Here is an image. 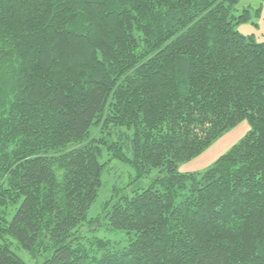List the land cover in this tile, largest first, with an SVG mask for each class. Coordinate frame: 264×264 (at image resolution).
I'll use <instances>...</instances> for the list:
<instances>
[{"label": "trees", "instance_id": "1", "mask_svg": "<svg viewBox=\"0 0 264 264\" xmlns=\"http://www.w3.org/2000/svg\"><path fill=\"white\" fill-rule=\"evenodd\" d=\"M240 1L0 0V264H26L14 247L36 264H264V43L235 30ZM243 120L212 167L179 172ZM113 161L157 174L89 219Z\"/></svg>", "mask_w": 264, "mask_h": 264}, {"label": "rangeland", "instance_id": "2", "mask_svg": "<svg viewBox=\"0 0 264 264\" xmlns=\"http://www.w3.org/2000/svg\"><path fill=\"white\" fill-rule=\"evenodd\" d=\"M232 15L236 17L234 23L240 21L235 30L245 37H253L258 43H264V0H241L232 9ZM241 17H246L242 20ZM251 131V126L248 120H243L234 128L228 130L216 139L208 148L202 153L193 157L192 159L179 164V172L181 174H200L210 167L216 161L230 152V150L239 144L246 135ZM113 161L110 163L112 165ZM118 163V164H117ZM115 166L107 172L104 177V189L89 211V219H94L103 209V204L115 189H124L122 193L133 195L135 191L146 187L150 183V179L156 176V172L150 176V179L135 180L136 174L134 169L130 166L116 162ZM20 204L12 206L9 209L7 220L12 221L16 210ZM88 236H96L119 243L120 246H125V235L120 232L107 231L105 228L96 226L94 232L88 233ZM13 251L26 263L36 264V260L25 250L13 248Z\"/></svg>", "mask_w": 264, "mask_h": 264}]
</instances>
